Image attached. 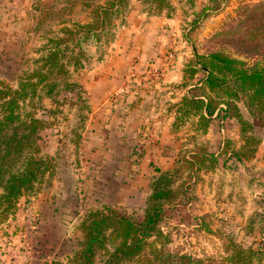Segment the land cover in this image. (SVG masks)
Listing matches in <instances>:
<instances>
[{
    "label": "trees",
    "instance_id": "trees-1",
    "mask_svg": "<svg viewBox=\"0 0 264 264\" xmlns=\"http://www.w3.org/2000/svg\"><path fill=\"white\" fill-rule=\"evenodd\" d=\"M136 1L147 17L171 11L167 0ZM206 1L201 15L218 10L221 4V0ZM80 3L90 8L87 20H70L57 33L50 32L39 49L40 56L31 60L32 66L15 85L0 86L1 219L13 215L23 199L34 197L46 177L54 173L55 159L43 153L41 141L43 130L53 125L49 116L56 109H49L46 119L39 117L44 100L68 101L78 109L79 122L70 139L78 152L89 103L74 77L89 62L90 47L99 54L113 41L115 27L123 24L130 0ZM166 17L170 18V13ZM228 28L244 55L215 51L193 56L184 70L183 85L189 86V92L174 106V128L189 123L196 132L204 133L213 120L222 124L233 120L237 125L234 135L224 140L217 154L192 137L173 168L159 171L141 219L106 207L88 212L80 225L83 237L81 248L73 255L75 264H96L99 258L101 264H264L260 250L244 249L239 244L219 260L171 251L167 248L169 236L159 225L163 206L174 197V187L190 192L202 182V175L216 171L220 157L224 163L232 158L248 160L257 151L259 139L252 123L242 116L240 105L264 127V1L238 12ZM244 30L245 35H241Z\"/></svg>",
    "mask_w": 264,
    "mask_h": 264
},
{
    "label": "rangeland",
    "instance_id": "rangeland-1",
    "mask_svg": "<svg viewBox=\"0 0 264 264\" xmlns=\"http://www.w3.org/2000/svg\"><path fill=\"white\" fill-rule=\"evenodd\" d=\"M80 1L26 0L23 18L5 16L0 9V86L15 85L18 77L32 66L31 60L40 56L39 49L50 32L57 33L70 20H87L90 8ZM83 1L94 5L106 0ZM167 1L171 11L162 14L170 13V19L179 25L178 38L186 41L188 52L192 49L195 56H201L215 51L243 54L238 39L231 38L228 32L230 19L264 0H221L218 10L204 15L201 10L207 5L206 0ZM131 10L144 13L138 1L130 0L122 23ZM120 26L115 27L114 35ZM106 47L97 55H102ZM88 51L91 56L95 48ZM167 57L172 59L174 52ZM82 71L74 77L80 84ZM49 109H56L49 116L53 125L43 130L41 146L45 155L55 159L54 173L46 177L34 197L18 203L13 215L0 218V264H75L73 255L81 248L80 225L85 215L106 207L141 219L159 174L158 167L153 165L137 172L140 154L131 143L112 145L111 157L109 154H101L104 157L99 159L90 154L81 156V144L76 152L70 141L74 137L71 131L79 122L78 109L68 101L44 100L38 116L46 119ZM240 111L252 123L254 134L263 137L262 121L251 118L242 105ZM84 115L88 119V113ZM85 131L86 128L81 143ZM100 147L102 150L103 145ZM255 179L250 174L247 198L239 184L231 185L229 176L224 174L204 175L202 185L187 193L174 187L171 194L174 197L163 206L159 223L169 236L167 248L219 260L229 255L233 245L239 244L244 249L260 250L264 260V197ZM229 197L236 201L231 202ZM95 263L101 264L100 258Z\"/></svg>",
    "mask_w": 264,
    "mask_h": 264
},
{
    "label": "crops",
    "instance_id": "crops-1",
    "mask_svg": "<svg viewBox=\"0 0 264 264\" xmlns=\"http://www.w3.org/2000/svg\"><path fill=\"white\" fill-rule=\"evenodd\" d=\"M1 1L5 16L24 17L26 0ZM178 28L174 20L163 14L147 17L131 10L103 54L98 56L94 51L81 73L89 103L81 156L111 157L112 145L131 143L140 154L137 172L146 171L151 165L163 172L173 168L192 137L217 154L224 140L234 135L237 125L233 120L223 124L213 120L204 133L196 132L189 123L174 128V106L189 92V86L183 85L184 70L194 56L192 49L188 52L186 41L179 40ZM170 52H174L172 59L167 57ZM258 139L251 159L232 158L224 163V157H220L216 171L206 175L229 176L230 184H239L247 198L246 186L252 174L264 197V136ZM202 183L203 180L196 187ZM229 200L236 201L231 197Z\"/></svg>",
    "mask_w": 264,
    "mask_h": 264
}]
</instances>
